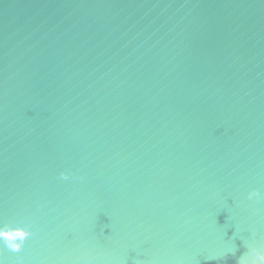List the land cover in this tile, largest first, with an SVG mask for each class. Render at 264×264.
I'll return each instance as SVG.
<instances>
[{"label":"water","instance_id":"obj_1","mask_svg":"<svg viewBox=\"0 0 264 264\" xmlns=\"http://www.w3.org/2000/svg\"><path fill=\"white\" fill-rule=\"evenodd\" d=\"M241 256L264 257V0H0V261Z\"/></svg>","mask_w":264,"mask_h":264},{"label":"clouds","instance_id":"obj_2","mask_svg":"<svg viewBox=\"0 0 264 264\" xmlns=\"http://www.w3.org/2000/svg\"><path fill=\"white\" fill-rule=\"evenodd\" d=\"M62 179H68L67 176L61 175ZM259 193L257 191H252L248 193V199L251 200L253 197H259ZM13 250H18L17 248H14ZM258 260L260 261V264H264V257H259ZM0 264H3V261H0ZM238 264H246V261L243 259V256H241ZM255 264V262H253Z\"/></svg>","mask_w":264,"mask_h":264}]
</instances>
